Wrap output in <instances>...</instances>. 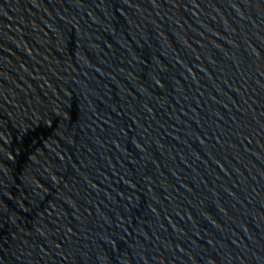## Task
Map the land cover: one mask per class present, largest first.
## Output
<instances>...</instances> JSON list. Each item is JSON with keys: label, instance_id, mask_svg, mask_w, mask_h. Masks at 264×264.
Segmentation results:
<instances>
[{"label": "water", "instance_id": "95a60500", "mask_svg": "<svg viewBox=\"0 0 264 264\" xmlns=\"http://www.w3.org/2000/svg\"><path fill=\"white\" fill-rule=\"evenodd\" d=\"M0 264H264V0H0Z\"/></svg>", "mask_w": 264, "mask_h": 264}]
</instances>
